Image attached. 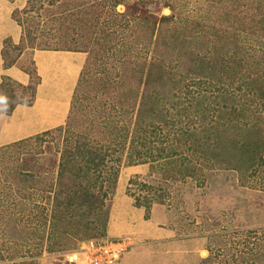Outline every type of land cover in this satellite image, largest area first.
<instances>
[{
	"label": "trees",
	"instance_id": "16d2710c",
	"mask_svg": "<svg viewBox=\"0 0 264 264\" xmlns=\"http://www.w3.org/2000/svg\"><path fill=\"white\" fill-rule=\"evenodd\" d=\"M153 1L25 0L12 9L21 33L2 39V66L28 81L1 75V113L33 102L34 49L86 52L63 123L0 145V224L36 227L26 246L50 252L103 236L120 165L147 163L146 176H159L127 181L144 218L169 182L204 184L210 170H233L238 184L264 191V0H202L200 14H182L183 0H161L169 13H154ZM33 11L48 36L26 20ZM225 230L198 264H264V225Z\"/></svg>",
	"mask_w": 264,
	"mask_h": 264
},
{
	"label": "rangeland",
	"instance_id": "374dc122",
	"mask_svg": "<svg viewBox=\"0 0 264 264\" xmlns=\"http://www.w3.org/2000/svg\"><path fill=\"white\" fill-rule=\"evenodd\" d=\"M184 1H187V4L184 3L179 6L181 12H183L182 14L186 10H191L193 13L197 12V14L202 13L201 10L204 9L202 0ZM12 4L15 8L21 9L25 4V0H13ZM149 7L154 13L167 14L163 12V9L168 7H164L161 0L149 3ZM122 8V5L116 7L119 11ZM29 15L26 20L29 23H33L34 26L39 20L38 27L41 25V29H44V32L46 31L44 35L48 36L47 31L50 25H43L45 24L42 21L45 19L44 15H38L34 11ZM21 16V20L26 23L24 15L21 14ZM117 43L118 40L115 39V46H117ZM53 52L56 54V57L53 59L52 64H43L39 68H36L37 73L40 74H38L39 77L41 76L38 90L42 96H47L52 90L50 89L51 87H58L61 90L59 91L60 94L64 93V91H69L76 76L70 70L71 64L81 61L82 55L83 59L86 56L85 51L72 52L60 50ZM35 56L36 53H33L32 57L34 60ZM24 58L25 55H22L19 62L24 64ZM105 64L109 66L108 63ZM67 65L68 72H66V69L64 70ZM102 71L104 70L102 69ZM28 117H46L47 119H51L47 125L41 127L44 129H46L45 127L49 128L63 123V118L56 119L54 111L42 110L40 108H28L21 112V121ZM41 128L38 131L43 130ZM19 130H14L11 133V137L34 131H26L22 128H19ZM36 132H31L28 135ZM5 138L10 137L6 135ZM147 171V163L120 165L115 188L111 196L109 211L113 206V202L121 197L126 196L130 198L132 203V197L125 190L127 181L134 174L146 176ZM146 177L147 179H157L159 176L152 173ZM166 186L170 192L169 195L163 203H153L151 205L148 218H144L143 206H135L133 203L132 205L143 211L142 218L145 221L153 219L159 227L169 229L171 231L169 237H147L137 241L132 236L127 235L131 237H128L131 239V244L111 264H198L199 260L208 253L207 245L213 250L217 249L218 242H216V239L218 237L224 239V229L227 232L235 227L246 228L264 225V191L238 184L236 172L233 170H210L204 184H200L195 179H187L183 183L169 182ZM3 201H6L4 197ZM107 223L103 236H125L109 234ZM18 225L20 227L23 223ZM19 227L0 224V262L10 264H78L76 262H69L62 255V252L69 250V248L47 252L42 246L40 249L26 246L25 237L33 239L38 234V229L33 226V231L30 232L28 229L27 232L25 230H21L23 231L21 232L19 231ZM209 234L212 236H209ZM213 235L217 236L214 237ZM93 237L98 236L88 238ZM88 238L78 241L74 247ZM221 248L222 246L218 250ZM70 249L72 248L70 247Z\"/></svg>",
	"mask_w": 264,
	"mask_h": 264
},
{
	"label": "crops",
	"instance_id": "0c3cea01",
	"mask_svg": "<svg viewBox=\"0 0 264 264\" xmlns=\"http://www.w3.org/2000/svg\"><path fill=\"white\" fill-rule=\"evenodd\" d=\"M13 0H0V49L2 46V39L5 36H10L13 42H17L20 37L21 28L17 24V22L11 17V11L15 6L12 4ZM53 49H34L33 53H36L35 56V64L36 68L43 64H52L53 59L56 57V54ZM64 51V50H61ZM71 51V50H69ZM78 52V51H72ZM32 53V56H33ZM84 59L82 55L81 61H76L75 64H71V69L74 73L75 79L73 81L72 86L69 91H64L60 94L58 87H51L52 89L47 96H42L39 93L38 86L40 81L36 86L35 94L33 102L30 105L17 103L10 114H4L0 112V144L9 142L11 140L26 136L31 132H36L40 130L44 125H47L51 119H47L46 117H28L21 121V112L28 108H40L42 110L54 111L56 119L64 118L67 113V109L69 106V101L71 97V93L76 82L78 72L82 66ZM68 72V65L64 70ZM71 71V72H72ZM38 72V71H37ZM8 75L14 80L25 84L28 81V74L21 70L16 65H11L8 67L2 66V58L0 54V80L1 75ZM39 74V73H38ZM40 75V74H39ZM61 123V122H60ZM49 127V126H48ZM22 128L26 131L34 130L28 133L20 134L11 137V133L14 130H19ZM47 128V127H45ZM44 129V128H41ZM6 135L10 138H5ZM112 208L109 211L108 223H107V231L111 235H130L137 241H140L144 238H158L161 236L169 237L170 230L164 229L163 227H159L155 220L150 219L145 221L142 218L143 211L137 207H134L131 203V199L128 197H121L115 200L112 204ZM133 222V223H131ZM127 236V237H130ZM131 238V237H130ZM0 264H10L3 263Z\"/></svg>",
	"mask_w": 264,
	"mask_h": 264
},
{
	"label": "built area",
	"instance_id": "2783aa9c",
	"mask_svg": "<svg viewBox=\"0 0 264 264\" xmlns=\"http://www.w3.org/2000/svg\"><path fill=\"white\" fill-rule=\"evenodd\" d=\"M131 244L126 236L88 238L76 247L64 250L62 255L69 262L78 264H111Z\"/></svg>",
	"mask_w": 264,
	"mask_h": 264
},
{
	"label": "water",
	"instance_id": "95a60500",
	"mask_svg": "<svg viewBox=\"0 0 264 264\" xmlns=\"http://www.w3.org/2000/svg\"><path fill=\"white\" fill-rule=\"evenodd\" d=\"M163 12H164V13H168V12H169L168 8H164V9H163Z\"/></svg>",
	"mask_w": 264,
	"mask_h": 264
},
{
	"label": "bare ground",
	"instance_id": "6f19581e",
	"mask_svg": "<svg viewBox=\"0 0 264 264\" xmlns=\"http://www.w3.org/2000/svg\"><path fill=\"white\" fill-rule=\"evenodd\" d=\"M204 252V251H203Z\"/></svg>",
	"mask_w": 264,
	"mask_h": 264
}]
</instances>
